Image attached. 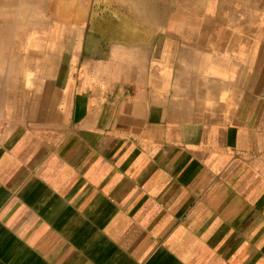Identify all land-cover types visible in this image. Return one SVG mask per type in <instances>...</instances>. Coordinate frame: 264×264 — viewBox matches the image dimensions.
Masks as SVG:
<instances>
[{"label": "crops", "instance_id": "obj_1", "mask_svg": "<svg viewBox=\"0 0 264 264\" xmlns=\"http://www.w3.org/2000/svg\"><path fill=\"white\" fill-rule=\"evenodd\" d=\"M258 28L0 2V264H264Z\"/></svg>", "mask_w": 264, "mask_h": 264}, {"label": "rangeland", "instance_id": "obj_2", "mask_svg": "<svg viewBox=\"0 0 264 264\" xmlns=\"http://www.w3.org/2000/svg\"><path fill=\"white\" fill-rule=\"evenodd\" d=\"M38 1L12 0L14 7L26 3L30 10H35ZM0 2L4 3V0ZM188 3L190 20L204 15L206 21L227 22V25L237 27L238 35L243 34L244 27L249 24L255 29L264 25V0H188Z\"/></svg>", "mask_w": 264, "mask_h": 264}]
</instances>
